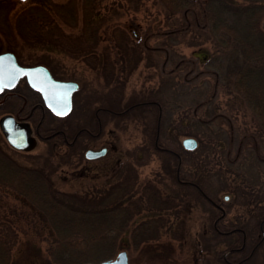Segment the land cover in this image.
<instances>
[{
	"label": "rangeland",
	"instance_id": "374dc122",
	"mask_svg": "<svg viewBox=\"0 0 264 264\" xmlns=\"http://www.w3.org/2000/svg\"><path fill=\"white\" fill-rule=\"evenodd\" d=\"M96 1L98 17L105 21L93 48L98 62L90 65L86 55L93 49L78 55L55 45L30 42L22 33L23 29L35 34L36 24L28 19L41 18L46 9L55 18L49 22L53 31L60 26L64 35L81 33L80 19L61 24L49 4L72 3L78 7L82 0H0V32L11 30L16 35L12 48L23 59L39 56L47 62L52 58L59 62L55 66L61 67L54 73L78 82V93L85 101L75 97L73 109L80 104L91 105L93 120L97 108L102 131L93 145L108 147L104 157L89 162L83 151L66 157L64 147L56 151L36 144L17 154V160L27 167L38 165L50 170L57 189L82 192L78 200L90 205H96L97 197L110 185L131 183L130 208L140 213L117 237L112 258L124 250L129 264H240L252 251L253 257L246 264H264V229L260 227L264 221V130L230 84L243 62L241 56L230 49L225 51L208 26L191 19V14L189 23L176 15L167 22L164 7L157 0H140L137 7L128 0ZM77 10L80 12L79 7ZM154 23L158 25L154 33L141 40L145 27ZM175 28L180 32L170 34ZM258 28L264 33V13ZM45 36L49 38V34ZM8 46L5 40L0 43V47ZM106 52L116 62L114 70L101 69L100 58ZM122 76L123 89L115 94L108 82ZM92 129L97 130L93 125ZM186 137L196 139L194 149L183 147ZM155 143L162 150H157ZM0 187V221L18 231L8 264H53L46 251L50 228L43 217L18 192L3 184ZM193 187L200 194L196 195ZM142 190L144 203L139 196ZM201 194L218 203L224 217ZM151 196L154 198L149 199ZM178 198L185 200L173 207ZM139 203L158 206L160 229L154 225L146 231L150 212L135 209ZM214 214L223 218L218 220L217 231L221 226L226 230L221 233L241 229L242 237L232 233L237 243L227 236L206 239L207 231L213 229ZM246 229L254 232L245 239L246 251L228 255L234 247L242 246ZM156 230L164 232L157 235ZM74 243L85 245L80 238Z\"/></svg>",
	"mask_w": 264,
	"mask_h": 264
},
{
	"label": "trees",
	"instance_id": "16d2710c",
	"mask_svg": "<svg viewBox=\"0 0 264 264\" xmlns=\"http://www.w3.org/2000/svg\"><path fill=\"white\" fill-rule=\"evenodd\" d=\"M128 1H132L133 4L135 3L136 7L140 3V0ZM157 1L160 7H164L165 20L167 22L173 15H176L178 19L182 17L185 22L189 23L190 19L188 17L191 14L193 16L191 19L196 22L197 20L199 22L202 20L203 25L208 26L216 42L221 47H224L225 51L230 49L241 56L243 62L234 71L230 84L243 97L244 102L258 121L260 128L264 130V33L258 28V20L264 13V1ZM49 5L53 8L61 24L65 25L67 20L77 22L80 19L81 33L74 34L68 32V34L64 35V30L60 26H58V29L56 28L57 30L53 31L49 22H55V18L50 16V10L46 9L41 18L32 17L28 19L32 25L34 23L36 24L34 28L36 33L30 34L29 30L24 31L22 29L24 38L27 40L32 38V40H37V43L41 42L46 45H55L68 51L78 52V55L90 53L91 49L96 47L97 40L99 39L98 30L105 21L104 18L98 17L96 12L97 1L82 0V3L78 5L80 12L77 10V4L50 3ZM28 27L31 28L32 26L28 25ZM157 27L158 25L156 23L148 24L143 31L146 34L141 36V40L151 36ZM169 32L173 34L180 32V30L175 28ZM46 34H49V38H46ZM69 42L71 43V47H66ZM86 57L90 59L87 63L91 65L97 64L96 52L93 51L90 55L87 54ZM100 60L101 62L103 61L101 64L102 68L100 67L103 69L102 71H107L108 68V71L114 70L116 62L110 59L108 52ZM108 65L111 66L108 67ZM123 78L125 77L115 78L116 83L108 82V85L116 91L115 94H118L119 90L120 92L122 91L123 83L125 82ZM65 156L67 157L68 155ZM20 170L21 175L19 179L16 181L7 179L5 183L0 184L9 186V189H13L28 200L31 206L39 212L45 223L49 226L50 230L46 238L50 241L46 251L53 264L98 263L102 260L112 258L116 249L115 242L117 237L127 231L128 222L134 215L136 216L140 213V210L133 212L130 208L131 204L129 203L132 197H130L128 192L132 191L131 183L126 185L124 182L119 181L117 183L118 186L117 184L110 185L97 197V204L90 205L89 201L78 200V194H83L82 192L60 191L57 189L51 178L50 170H46L44 167L38 165L32 167L21 165ZM194 181L196 182L197 180L194 179ZM133 185L135 186L132 181V187ZM196 185L199 186L198 184ZM187 187L191 188L190 185ZM193 190L196 194H200L197 188L193 187ZM143 193L144 190L141 191L139 196L144 203L145 197H143ZM72 194H76V196ZM102 194L104 195L102 196ZM153 198V196L151 198L149 197V199ZM138 201L141 202L140 199ZM137 205L138 208L135 207V209H149L150 214H147L148 220L145 223L148 226V230L146 231L152 229L154 225L156 229H160L157 225L158 218L161 217L158 206L144 205L141 203ZM213 217L216 218L217 215L214 214ZM10 225L4 220L0 221V264L11 263V261L9 262L11 251L18 241V231ZM218 226L220 227V225ZM223 227L221 226L219 231L215 228L207 231L206 239L227 236L232 237L231 240H233V243H237V237L232 233L240 234L242 233L241 229L231 233L228 231L225 234L220 232V230L226 231ZM261 227L264 229V221ZM246 230L245 239L247 241L250 236L254 235V232L249 229ZM162 232L164 231L156 230L157 235ZM175 236L177 237V235ZM240 236L242 237L241 234ZM78 238L84 241L85 245L83 247L74 243ZM254 239L256 241L259 240L255 236ZM254 239L250 241V244ZM257 250L258 246L255 248L254 253ZM244 251L246 250L242 249L238 252L242 254ZM214 252L216 254L218 253L217 250ZM251 257L253 255L240 264H246Z\"/></svg>",
	"mask_w": 264,
	"mask_h": 264
},
{
	"label": "flooded vegetation",
	"instance_id": "af4514ba",
	"mask_svg": "<svg viewBox=\"0 0 264 264\" xmlns=\"http://www.w3.org/2000/svg\"><path fill=\"white\" fill-rule=\"evenodd\" d=\"M15 39L16 35H12L11 30L0 32V43L5 40L9 44L8 47H0V55H6L0 60V183H5L7 179L11 181L19 179L21 164L17 160L16 155H20V153L25 152L36 144L45 145L46 147L50 146L56 151L64 147V155L69 153L72 155H75V153L81 154L83 151L84 157L85 152L89 149H105L103 154L96 158H85L91 162L104 157L108 152V147L93 145L102 131L101 120L97 116V108L94 111L93 120L89 113L91 105L80 104L77 109H73L74 98H84L78 93L80 87L78 82L75 79L59 76L58 72L54 73L53 70L60 71L61 67L55 66L59 62L54 61L52 58H47V62L45 59L41 60L42 57L39 56H36L34 60L31 57L23 59L22 54L12 48L15 47ZM31 41L32 38H30ZM33 41L38 44L37 40ZM50 65L54 66L55 69H52L53 67ZM38 66L40 68L30 74L21 72V68L31 69ZM49 76L56 81H75L77 83V88L70 94L71 106L66 113L59 114L50 109L45 103L41 91L31 83V81L36 84L50 83ZM65 92V90L61 89L56 91L58 99L64 97ZM82 100L85 101V98ZM117 113L122 114L123 111ZM70 114H73L72 118H69ZM92 125L96 126V131L92 129ZM10 131H12L15 139L25 133V139L29 141V144L22 147L12 143L8 137ZM154 145L157 150H162L157 143ZM178 182L183 184L192 183L186 180H178ZM201 196L213 207L220 209L222 211L221 216L224 217L225 212L218 203L208 199L204 194H201ZM184 198H178L172 206L180 205L185 200ZM221 216L212 221V228L217 229V222L222 218ZM159 220L160 217L158 218ZM234 229L238 230L240 228ZM224 233L227 234L228 232ZM244 243L245 236H243L242 246L234 247L227 253L232 254L242 250ZM224 259L226 260V258Z\"/></svg>",
	"mask_w": 264,
	"mask_h": 264
},
{
	"label": "water",
	"instance_id": "95a60500",
	"mask_svg": "<svg viewBox=\"0 0 264 264\" xmlns=\"http://www.w3.org/2000/svg\"><path fill=\"white\" fill-rule=\"evenodd\" d=\"M5 56L6 55L4 54L0 55V60L4 58ZM39 68L40 66L31 68V69L21 68V72H26L30 74L38 70ZM49 79H50V83H37L36 84L33 81H31V83L33 86H35L41 91L44 97L45 103L50 109H52L54 112L59 113V114L66 113L70 109V106H71L70 94L73 90L77 88V83L74 81H59V80L56 81V80H53L50 76H49ZM60 89L65 90L66 92H65L64 97H62L61 99H58L56 95V91ZM8 137L10 141L14 143L15 145L24 147L29 144V141L25 139V133L24 135L22 134L21 137L19 136L18 139H15L12 134V131H10ZM182 145L186 149H194L197 145V141L193 137H186L182 140ZM104 151L105 149H100V150L89 149L85 152V156L87 158H96L102 155ZM84 264H128V257H127L126 251L121 250L112 259H105L98 263L88 262Z\"/></svg>",
	"mask_w": 264,
	"mask_h": 264
}]
</instances>
